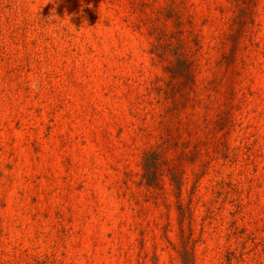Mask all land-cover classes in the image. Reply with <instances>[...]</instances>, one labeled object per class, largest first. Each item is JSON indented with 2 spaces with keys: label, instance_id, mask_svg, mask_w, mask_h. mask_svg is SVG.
Masks as SVG:
<instances>
[{
  "label": "rangeland",
  "instance_id": "374dc122",
  "mask_svg": "<svg viewBox=\"0 0 264 264\" xmlns=\"http://www.w3.org/2000/svg\"><path fill=\"white\" fill-rule=\"evenodd\" d=\"M0 264H264V0H0Z\"/></svg>",
  "mask_w": 264,
  "mask_h": 264
},
{
  "label": "trees",
  "instance_id": "16d2710c",
  "mask_svg": "<svg viewBox=\"0 0 264 264\" xmlns=\"http://www.w3.org/2000/svg\"><path fill=\"white\" fill-rule=\"evenodd\" d=\"M167 46H160L163 53L166 52ZM161 51V50H160ZM168 76L174 79H180L182 77H192L193 69L192 62H188L184 58L183 52H174V59L169 62V65L165 66ZM158 165V158L155 151L147 150L143 152L142 156V168L143 178L147 185H151L155 182L156 170Z\"/></svg>",
  "mask_w": 264,
  "mask_h": 264
}]
</instances>
